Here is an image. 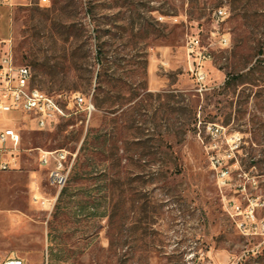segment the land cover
Returning a JSON list of instances; mask_svg holds the SVG:
<instances>
[{"label": "rangeland", "instance_id": "374dc122", "mask_svg": "<svg viewBox=\"0 0 264 264\" xmlns=\"http://www.w3.org/2000/svg\"><path fill=\"white\" fill-rule=\"evenodd\" d=\"M191 36L210 55L202 82ZM9 49L68 115L44 129L6 115L21 151L0 171V253L264 264V0H0V58ZM74 93L91 96L90 118L67 107ZM59 148L76 157L50 210L33 188L52 200L39 149Z\"/></svg>", "mask_w": 264, "mask_h": 264}, {"label": "built area", "instance_id": "2783aa9c", "mask_svg": "<svg viewBox=\"0 0 264 264\" xmlns=\"http://www.w3.org/2000/svg\"><path fill=\"white\" fill-rule=\"evenodd\" d=\"M49 2V0H40ZM228 14L226 7H219L213 12L214 17L223 20ZM225 45L230 38L223 36L221 40ZM200 50L199 40L191 36L187 43V54L195 56L197 65L193 64L192 72L198 82L205 80V71L202 68L201 58H210V55ZM74 106L82 110L90 118L96 110L91 96L86 97L74 93L68 97L67 107ZM19 112L24 117L33 120L37 127L44 129L58 122L68 115L65 105L56 97L33 84V71L27 64L16 63L12 51L9 49L0 58V171H11L20 168L21 134L11 125L13 118H6L7 114ZM41 165L47 169L48 183L55 189L52 200L43 198L39 192L38 184L34 185L33 198L36 202L46 205L51 210L60 191L67 184L76 153L66 148L39 149ZM0 264H28L24 258L14 254L0 253ZM42 264H48L44 262Z\"/></svg>", "mask_w": 264, "mask_h": 264}, {"label": "trees", "instance_id": "16d2710c", "mask_svg": "<svg viewBox=\"0 0 264 264\" xmlns=\"http://www.w3.org/2000/svg\"><path fill=\"white\" fill-rule=\"evenodd\" d=\"M34 84V83H33Z\"/></svg>", "mask_w": 264, "mask_h": 264}]
</instances>
